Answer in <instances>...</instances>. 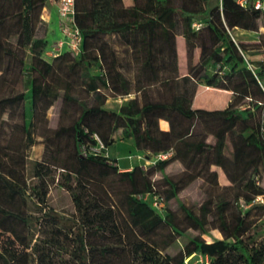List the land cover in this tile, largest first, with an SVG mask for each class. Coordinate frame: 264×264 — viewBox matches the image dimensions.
Instances as JSON below:
<instances>
[{"label": "trees", "instance_id": "trees-1", "mask_svg": "<svg viewBox=\"0 0 264 264\" xmlns=\"http://www.w3.org/2000/svg\"><path fill=\"white\" fill-rule=\"evenodd\" d=\"M49 2L0 0V264H29L31 255L34 264H189L196 255L209 264H264L257 230L264 203L256 202L264 197V64L252 59L264 55V11L236 0H75L79 51L47 60ZM236 29L257 32V41H236ZM200 85L238 97L243 111L193 106ZM27 93L29 122L22 109L6 120L7 107ZM119 97L117 108L105 107ZM255 131L254 155L236 167ZM94 135L108 157L83 154L97 145ZM119 139L171 156L117 171L110 150ZM36 145L42 157L32 163L29 186L26 152ZM221 158L234 170L225 184L215 168ZM77 160L104 169L93 176ZM196 181L208 192L191 208L178 195ZM51 185L70 195L68 219L49 207ZM154 196L163 210L152 206ZM29 223L39 234L33 243ZM207 226L222 238L206 241Z\"/></svg>", "mask_w": 264, "mask_h": 264}, {"label": "rangeland", "instance_id": "rangeland-1", "mask_svg": "<svg viewBox=\"0 0 264 264\" xmlns=\"http://www.w3.org/2000/svg\"><path fill=\"white\" fill-rule=\"evenodd\" d=\"M251 1V0H249ZM48 24V33H47V45L43 51V57L47 60H51L53 57H55L58 53H62L65 52L67 50H69L68 46L62 42L64 41V36H63V32L61 30V21L60 18L58 17V14H56V12L52 13L51 16V20L49 21ZM261 23L259 22V25ZM261 30L263 31L264 29L261 28ZM232 35L234 37V39L236 41L241 40V39H249L252 40L254 39V37L258 36L257 33H252V32H248L247 33H241L240 31L234 30L232 32ZM24 57L26 62H28L29 60V53L27 50L24 51ZM252 59H260L259 57H252ZM224 72V71H223ZM196 102H195V107H206V108H211L213 106H218V107H227V108H236L239 111H243V108L245 106H242L241 104V99H239L238 97H234L233 95H229L225 92L222 91H216L213 89H207L206 86L204 85H200L197 87V91H196ZM124 101V98H116V99H109L107 106L111 107V108H117L120 104H122ZM59 104H55L53 106V108L50 110V119L52 123L56 122L57 119V108H58ZM24 110L25 113V121L26 123L29 122L30 119V114H31V107H30V96L29 93H27V95H25V100L16 103L15 105H10L7 107L5 114H4V118L8 121H14L17 118L19 119L18 115H19V111L20 110ZM257 137H258V133L257 131H255V134L253 136H251L249 138L248 143L242 147L238 152H237V156H236V160H235V166L238 167L240 166L241 162L245 159H247L250 155H254L255 152V145H256V141H257ZM125 142V141H123ZM42 146L40 145H36V146H29L27 148V159H26V177L28 180V185L31 186L32 185V181L31 180V168H32V163L41 158L42 157ZM128 147L126 146H119L118 150L120 153H118L117 156H119L120 158H122V156H125L128 152H127ZM114 150V149H112ZM116 150V149H115ZM114 152V151H113ZM134 154V159L136 158L135 156L137 154H143V152L140 151H131L130 154ZM118 157V158H119ZM142 165V169L147 168L150 164L145 163L144 160H140L135 162L134 166H139ZM113 166H115L117 168V165L112 164ZM75 167L77 169L82 168L85 171H87L89 174L91 175H95V174H99L101 171H103L102 169L104 168H100V166L97 165H85L80 161H76L75 162ZM107 169H111V166L106 167ZM105 168V169H106ZM215 168L218 170V172L220 173V181L222 183H226L229 182V177L230 175H234V170L231 169L227 164L225 159H218L217 162L215 163ZM118 170V168H117ZM233 172V174L231 173ZM263 185H264V171H263ZM201 182L200 181H196L195 183L191 184L189 187L185 188L184 190H182L178 197L179 199L184 202L187 206L191 207V208H197L196 206H198L205 198L208 192V190H205L204 188H201L200 186ZM145 200H148V196H145ZM256 202L259 203H264V197L263 198H258L256 199ZM47 203L49 205V207L55 212L57 213L60 217H62L63 219H68V217H71L72 215H74L75 210L71 201V197L70 195L62 188H60L59 186L56 185H51L49 188V193L47 195ZM175 202H173L171 205L175 206ZM243 207V206H242ZM245 208V207H244ZM37 209H36V204L34 200H30L29 199V204L27 207V213L28 215H36ZM263 219V218H262ZM206 231H204V233L202 234L201 230H188L186 231V235L188 236H194L197 234H202V237L210 242L214 239H221L222 235L220 234V232L216 229H210L208 226L205 228ZM259 231V235H264V219L261 222V224H259V227L257 229ZM28 238L29 240L33 243L34 240L39 236L38 231L36 230V228L29 223V227H28ZM185 237L180 238L179 239V243L178 245H176L175 247H171L170 249L167 250V252L170 255H175L178 248L181 247L183 245V243L185 242ZM32 245V244H31ZM189 259V258H188ZM187 259V261H188ZM210 259L208 257H205L203 255H196L193 258H191V260H189V264H209L210 263ZM29 264H34L33 261V256L31 255L29 258Z\"/></svg>", "mask_w": 264, "mask_h": 264}, {"label": "built area", "instance_id": "built-area-1", "mask_svg": "<svg viewBox=\"0 0 264 264\" xmlns=\"http://www.w3.org/2000/svg\"><path fill=\"white\" fill-rule=\"evenodd\" d=\"M237 3L241 6L251 5L254 9L264 11V0H236ZM56 6L58 17L61 21V30L63 32L64 41L69 50L77 53L79 51V46L81 44V33L75 24V0H50ZM195 30L200 28V23L195 22L192 24ZM261 61L264 64V55L261 58ZM264 89V88H263ZM259 132L261 138L264 142V116L261 120ZM94 139L97 142L96 146H90L83 150V154L85 155H103L108 157L109 152L106 146L101 142L98 136L94 135ZM170 153H160L153 156V161L155 160H163L169 156ZM138 159H142L138 156ZM153 161L151 163H153ZM152 206L161 211L164 208L163 198L160 196H154L152 198Z\"/></svg>", "mask_w": 264, "mask_h": 264}, {"label": "crops", "instance_id": "crops-1", "mask_svg": "<svg viewBox=\"0 0 264 264\" xmlns=\"http://www.w3.org/2000/svg\"><path fill=\"white\" fill-rule=\"evenodd\" d=\"M53 12H56V14H57V10H56L55 4L53 2L47 3V5L43 9V15H42L43 21H45L46 23H49V21L51 20V16H52V13ZM236 30L237 31H240L241 33H247V31H243V30H240V29H236ZM254 33H257V32H254ZM257 35H258V33H257ZM257 39H258V36L254 37V39H252V40H249V39H241L240 41H243V42H254V41H257ZM262 56H263V54L262 55H254L252 57L253 58L254 57L262 58ZM207 89L210 90L211 88H207ZM216 91H218V90H216ZM225 93H227V92H225ZM227 94H229V93H227ZM109 99H116V98H108V100ZM108 100H107V102L105 104V107L111 108V107H108L107 106ZM195 102H196V96H195V99H194L193 106H195ZM159 125H160V128L162 130H168L169 129L168 123L166 121H164V120H160L159 121ZM123 141H125V142H123ZM119 146H126V147H128V149H127V152L128 153L125 156H122V158H120L119 156H117L118 153H120L119 150H118ZM112 149H114V150H112ZM112 149L110 150V155H112L116 159L115 165H117V168H118L117 171H131L135 167L134 164H135L136 160L137 161L144 160L145 163L151 164V162L154 159L152 154H150L149 152L143 151V150H141L143 152V154L142 155L141 154H137L135 156L136 158L134 159V154L133 153L130 154V152L131 151H134V150H136V151H140V150L137 149V148H135L132 145V143H130L129 141H126V140H121V139L117 140L114 143V147ZM168 153H170L169 156H171V152H168ZM138 156H140L142 159H138ZM139 166L142 168V165L141 164ZM213 168H214V166H213ZM219 182L221 184H225V183H222L220 181V173H219ZM226 183H228V182H226Z\"/></svg>", "mask_w": 264, "mask_h": 264}]
</instances>
